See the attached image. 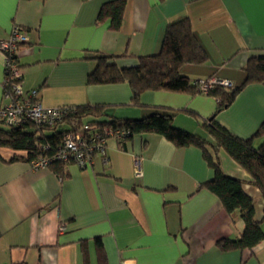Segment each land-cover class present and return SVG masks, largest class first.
Listing matches in <instances>:
<instances>
[{
	"label": "crops",
	"instance_id": "obj_1",
	"mask_svg": "<svg viewBox=\"0 0 264 264\" xmlns=\"http://www.w3.org/2000/svg\"><path fill=\"white\" fill-rule=\"evenodd\" d=\"M112 1L0 0V40H8L15 26L30 38L18 52L23 89L38 90L47 108L103 105L102 121L170 110L177 128L210 140L203 124L217 110L215 98L147 91L133 106L129 84L90 85L88 77L101 56H120L114 61L121 68L159 54L168 26L188 18L208 61L186 65L183 74L238 87L249 59L264 57V0H127L119 31L99 21ZM4 81L0 51V107ZM216 120L234 135L252 138L264 122V83L247 85ZM263 141L259 137L255 145ZM218 155L224 173L243 181L255 200L264 231V201L253 179L223 150ZM11 157L1 151L0 264H102L99 241L104 264H264V241L245 251L217 246L240 237L245 224L229 216L215 195L197 192L214 178L201 148H179L156 134L127 142L111 138L105 156L97 154L85 169L69 165L65 178Z\"/></svg>",
	"mask_w": 264,
	"mask_h": 264
},
{
	"label": "trees",
	"instance_id": "obj_2",
	"mask_svg": "<svg viewBox=\"0 0 264 264\" xmlns=\"http://www.w3.org/2000/svg\"><path fill=\"white\" fill-rule=\"evenodd\" d=\"M127 0H115L106 3L99 15V21H109V28L119 31L123 24V15ZM116 57L101 56L98 58L96 69L89 75L90 85L129 84L132 90L131 104L141 105V97L147 91H167L173 93L200 94L215 98L217 110L213 116L206 119L203 128L209 138L190 133L174 125V115L170 110H156L141 119L119 120L112 118L108 121L101 119L106 115L103 105L63 107L65 116L63 121L53 127L37 125L27 122L19 126H9L0 120V154L3 149L12 152L10 162L34 161L45 159L48 168L65 178L66 168L74 164L58 159L64 147L66 135L70 133H84L87 139L98 134L100 138L107 136L106 131L113 133L125 132L121 142H127L137 135L156 134L164 137L179 148L195 146L203 150L205 159L214 170V178L202 184L198 191L206 190L215 195L224 211L235 218L238 216L245 224L244 232L236 239H221L217 246L222 251L253 250L264 241V231L261 222L256 219L255 200L246 193L244 182L226 175L221 167L219 151L223 150L238 166L245 170L253 179V184L260 191L264 201V141L256 146L255 141L264 137V122L259 131L249 139H242L220 125L217 115L228 108L238 94L253 83H264V57H252L244 67L245 80L231 88L216 86L207 92L200 90V80L191 81L183 74L186 65H204L208 61V54L199 43L191 21L183 18L168 26L162 49L159 54L138 58L136 65L118 67ZM18 65V56L15 57ZM112 60V62H110ZM20 67V66H19ZM21 68V67H20ZM220 79V78H219ZM4 91L17 84L18 80L11 75L6 78ZM22 82V81H21ZM58 125H64V130H56ZM92 127L91 132H84L83 127ZM55 129V130H53ZM207 147L213 149L210 154ZM99 261L104 264L106 256L101 242H98Z\"/></svg>",
	"mask_w": 264,
	"mask_h": 264
},
{
	"label": "built area",
	"instance_id": "obj_3",
	"mask_svg": "<svg viewBox=\"0 0 264 264\" xmlns=\"http://www.w3.org/2000/svg\"><path fill=\"white\" fill-rule=\"evenodd\" d=\"M30 42L29 36L19 26H15L12 30L11 37L8 40H0V51L5 56V81L3 83V93L6 103L0 107V120L9 126H19L27 122L37 125L53 127L63 121L65 110L63 108H47L42 105L39 98L38 90L26 92L23 89L22 78L24 71L19 67L15 57L23 45ZM12 76L18 80L17 84L11 86L10 89L4 91V86L9 84L6 78ZM200 90L207 92L209 89L222 86L231 88L233 83L229 80L219 78H211L208 80H200ZM93 129L90 126H84V132H91ZM107 136L123 140L125 132L113 133L106 131ZM106 140L100 138L98 134L87 139L84 133H70L66 135L64 147L58 155V159L68 161L71 158L74 164L80 168H88L97 154L105 156ZM35 170L48 168L49 162L45 159H40L30 163ZM139 174V172H138ZM65 226L60 227L59 232L64 233Z\"/></svg>",
	"mask_w": 264,
	"mask_h": 264
},
{
	"label": "rangeland",
	"instance_id": "obj_4",
	"mask_svg": "<svg viewBox=\"0 0 264 264\" xmlns=\"http://www.w3.org/2000/svg\"><path fill=\"white\" fill-rule=\"evenodd\" d=\"M65 128V126L64 125H58V127L56 128V130H63ZM53 130H55V129H53Z\"/></svg>",
	"mask_w": 264,
	"mask_h": 264
}]
</instances>
